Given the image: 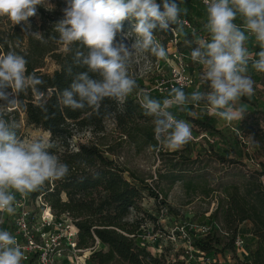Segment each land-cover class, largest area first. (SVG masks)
I'll list each match as a JSON object with an SVG mask.
<instances>
[{
  "label": "clouds",
  "instance_id": "1",
  "mask_svg": "<svg viewBox=\"0 0 264 264\" xmlns=\"http://www.w3.org/2000/svg\"><path fill=\"white\" fill-rule=\"evenodd\" d=\"M184 0H66L63 18L50 36L58 44L72 51V66L86 68L73 75L72 66L67 68L73 76L70 87L57 95L59 106L73 111L90 109L100 114L105 99L119 101L134 91L146 116L152 117L154 138L168 150H179L192 139L189 122L177 119L170 109H184L190 104H204L212 115L228 124L242 120L245 108L239 105L242 97L254 95V80L248 75L249 62L257 72L264 73V0H203L206 7L204 30L207 37L185 39L191 48V60L202 66L200 83L191 94L173 87L163 100L152 98L130 74L132 60L140 54L150 53L158 59L166 56L154 31H167L170 24L175 34L182 30L181 9ZM45 0H0V17H7L13 24L21 25L22 31L31 28L29 18L37 14V6ZM47 8V7H46ZM243 23H235L237 18ZM134 19L133 31L123 32L122 22ZM247 33V35H246ZM134 34V42L125 43ZM41 43L47 40L39 32ZM120 35L121 39L116 40ZM248 35L255 37L260 51L255 58L245 46ZM28 61L15 50L0 52V108L12 111L22 106L20 94L29 91L35 98V106L47 113L48 97L40 90L46 82L35 71L27 73ZM90 73L96 74L94 79ZM201 86L207 90L201 91ZM11 89V92L8 91ZM45 115V119H47ZM19 125L5 118L0 111V213L15 212V192L27 194L39 190L46 182L64 180L70 175L69 165L51 149L56 144L49 139L25 141L17 135ZM249 146L259 147V141L249 136ZM85 163L86 162H81ZM24 256L16 238L8 231L0 230V264H21Z\"/></svg>",
  "mask_w": 264,
  "mask_h": 264
},
{
  "label": "rangeland",
  "instance_id": "2",
  "mask_svg": "<svg viewBox=\"0 0 264 264\" xmlns=\"http://www.w3.org/2000/svg\"><path fill=\"white\" fill-rule=\"evenodd\" d=\"M39 6L50 15L62 19L66 0H45V4L37 7ZM181 6L193 19V25L202 27L207 19L206 10L198 5H186L184 2ZM195 11L200 13V17L196 16ZM32 19L39 21L37 14ZM7 20H9L7 17H2V21ZM122 27L124 33H129L133 31L134 23L126 19L122 22ZM183 32L188 35L186 30ZM185 37L181 35L180 41L175 46L170 41L162 44L165 36L156 37L166 51L164 58L158 59L150 53L133 58L130 74L136 79L139 87L146 89L153 98L161 100L165 94L164 90L157 89V84L174 77L177 61L173 60L172 53L175 51H178L181 60L184 61L182 62L183 67H186L185 72L193 77V84L186 87L184 92L191 94L200 83L199 73L202 71V66L189 57L191 49L196 45L192 44L190 48L184 43L185 39L193 40L198 36L194 37L190 34L188 38ZM120 39L121 36L118 35L116 40ZM134 40L133 34L125 43L130 44ZM245 45L254 48L255 53L260 51L252 35H248ZM64 48V45L61 46V49ZM55 68L53 61L47 58L42 70L51 73ZM248 75L255 82V91L250 98L242 97L239 102L238 106L242 105L245 108L244 118L228 124L212 115L204 104H197L196 108L188 113V118H182L191 125L192 139L179 150H168L158 141L155 147L143 145L140 142L143 139L140 132L134 134L137 142L133 143L127 136H121V130L112 119L106 121V127L102 133L94 134L89 129L75 131L70 140L69 148L72 150L76 149V142L97 144L105 151V156L113 159L125 170L123 176L126 179L129 180L131 174L135 178V183L142 181L158 192L159 201H164L167 208L160 209L163 204L143 193L142 212L138 215L145 217V226L148 228L143 235L148 244L158 251L165 250L166 258L170 261L174 260L179 264L213 263L211 259L201 256L190 244L191 238L187 228L194 229L199 226L211 227L210 231H216V234L220 236L221 244L216 248L221 249V253L214 256L217 259L215 264H244L250 263L253 259L252 254L257 246V239L252 234L251 222L245 220L236 226L235 238L239 236L244 239L246 252L239 253L240 258H238L236 252L225 248L230 241L228 236L230 231L222 219V210L227 203V196L234 192L235 188L241 192L247 183L255 180L264 190V73L250 67ZM200 90H207V87L201 86ZM133 96L137 102H140L135 91ZM0 111L6 114L9 112L2 108ZM205 113L214 119V130L211 132L195 123L196 120L200 121ZM7 119L19 125L18 136L25 141L43 138L57 144L47 131L26 124L22 113L18 115V119L14 117V114L8 115ZM137 124L141 129L148 128L153 133L152 117L148 121L137 120ZM249 136L259 141V147L249 146ZM55 151L59 154L62 149L57 147ZM33 208L32 204L27 206V209L32 211ZM145 213L152 215L155 221L149 220ZM63 214L57 217L64 218ZM131 217L132 215L129 219ZM106 248L103 243L96 240L92 247L85 250L105 251Z\"/></svg>",
  "mask_w": 264,
  "mask_h": 264
},
{
  "label": "trees",
  "instance_id": "3",
  "mask_svg": "<svg viewBox=\"0 0 264 264\" xmlns=\"http://www.w3.org/2000/svg\"><path fill=\"white\" fill-rule=\"evenodd\" d=\"M157 4L162 8V0H158ZM195 14L200 16L197 11ZM37 15L39 21L29 18L31 28L27 32L22 31L23 22L21 25L13 26L9 20L2 21L0 17V52L12 49L25 56L28 61L26 74L35 71L37 76L46 82L39 87L48 97V111L45 114L35 106V98L29 91L27 95L20 94L22 106L9 111L8 114L5 113V118L14 114L18 119V115L22 113L26 124L47 131L52 140L57 142L56 148L62 149L59 154L55 153L57 152L55 148L50 151L69 165L70 175L64 180L46 182L39 190L31 192L30 198L33 200L35 196L42 195L56 216L62 213L71 216L77 231L79 248L92 247L96 240L107 247L105 251L101 249L93 251L87 260L89 264H166L165 250L154 252V247L148 244L143 235L148 228L145 226V217L138 215L142 212L143 193L163 204L160 209L167 208L164 201H159L158 192L142 181L135 183V178L131 174L130 179H126L123 176L125 170L113 159L105 156V151L95 143L76 142L75 150L69 148L75 131L89 129L94 134L102 133L109 119H112L121 130V136H127L136 143L134 134L140 132L143 138L141 144L155 147L157 140L150 129H141L137 124V120L148 121L151 117L144 114L140 102H137L133 96L134 92L122 101L105 99L99 115L92 113L90 109L83 111L61 109L57 95L69 88L72 83L73 76L68 74L67 68L72 66L73 54L80 45L78 42L72 45L71 52L65 50V45V48L61 49L62 44L49 39L50 36H58V33L54 32V27L60 18L50 15L40 6L37 7ZM128 21L136 23L134 19ZM178 31L180 36L184 35L185 38L190 36L189 33L184 34V29ZM33 32H39L47 43H41L37 36L31 35ZM154 35L165 36L162 44H166L171 39L170 29L162 31L157 28ZM47 58L56 65L51 73L42 70ZM86 70L72 66L73 75ZM90 76L94 79L98 78L96 74L90 73ZM170 90L167 88L161 100L168 96ZM8 91L11 92V89ZM4 103L0 100V104ZM196 106L197 104H190L184 109L178 107L171 108L170 111L177 119L188 118V113ZM213 122V117L205 113L200 121L196 120L195 123L211 132L214 130ZM132 124L134 126H131ZM127 125L130 127H126ZM18 131L19 129L16 130L17 135ZM227 198L222 210V219L230 231V234L227 233L230 241L225 248L235 252L233 242L236 226L248 220L252 224V234L257 239V246L252 254V261L244 264H264V190L253 180L247 183L241 192L235 188ZM130 215H132L131 219H129ZM146 217L155 221L152 215L147 214ZM187 230L191 238L190 244L195 250L203 252L201 256L205 259L215 258V255L221 253V249L216 248L221 244L220 236L216 231L212 230L206 235H200L194 229L187 228ZM237 257L240 258L238 255ZM174 264L179 263L174 262Z\"/></svg>",
  "mask_w": 264,
  "mask_h": 264
},
{
  "label": "built area",
  "instance_id": "4",
  "mask_svg": "<svg viewBox=\"0 0 264 264\" xmlns=\"http://www.w3.org/2000/svg\"><path fill=\"white\" fill-rule=\"evenodd\" d=\"M191 1L202 5L206 10L203 0H184L185 3ZM162 10L163 8H161ZM181 20V28L189 34H195L198 37L208 36V33H202L199 27L193 25V20L190 16L182 14ZM235 23L238 25L242 24L236 21ZM176 27L177 25L175 24H170L169 26L171 33L170 43L173 46L177 45L181 38L178 30L175 34L172 32V29ZM177 52L172 53L173 60L177 61V70L173 79L161 81L157 84V89L159 91L164 90V94L167 92V88L178 87L186 89V87L193 84V77L190 73L185 72L184 61L181 60V55ZM13 194L15 196L13 205L15 212L13 214L0 213V230L10 232L21 246L24 253L21 264H89L87 260L92 251L91 249L85 250L78 247L77 231L68 213L63 214L64 218L57 217L42 195H37L32 200L30 193L21 194L13 190ZM29 204L34 206L33 211L27 209ZM210 229L212 228L199 226L194 228V231L200 235H206L210 232ZM233 245L238 256L239 253H246L242 237L237 236ZM85 251H89L87 256ZM154 252H158V250L154 248ZM198 252L200 254L203 253ZM216 260V258L211 259L213 263ZM174 262V260L170 261L167 259L166 264H174Z\"/></svg>",
  "mask_w": 264,
  "mask_h": 264
},
{
  "label": "crops",
  "instance_id": "5",
  "mask_svg": "<svg viewBox=\"0 0 264 264\" xmlns=\"http://www.w3.org/2000/svg\"><path fill=\"white\" fill-rule=\"evenodd\" d=\"M185 3V2H184ZM188 3H186V5H187ZM191 6H200V8H204L202 5H200V4H198V3H195V2H193V3H189ZM192 8V7H191ZM181 9H182V12H183V10H184V8L181 6ZM205 9V8H204ZM186 15H188V16H190L189 14H187L186 13ZM197 16V15H196ZM191 17V16H190ZM197 17H200V16H197ZM193 20V19H192ZM236 22H240V23H243V21L238 17L237 19H236ZM204 23H206V21H204ZM204 25V24H203ZM203 25H202V27H199V28H201L202 29V33H205V34H207V32L204 30V27H203ZM246 35H247V33H246ZM246 46V45H245ZM247 47V46H246ZM248 48V50H249V52L250 53H252L253 54V56L255 57V49L254 48H250V47H247ZM256 58V57H255ZM251 67V61L249 62V68Z\"/></svg>",
  "mask_w": 264,
  "mask_h": 264
},
{
  "label": "bare ground",
  "instance_id": "6",
  "mask_svg": "<svg viewBox=\"0 0 264 264\" xmlns=\"http://www.w3.org/2000/svg\"><path fill=\"white\" fill-rule=\"evenodd\" d=\"M85 252H86L85 255L87 256L89 254V251H85Z\"/></svg>",
  "mask_w": 264,
  "mask_h": 264
}]
</instances>
